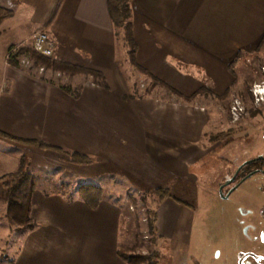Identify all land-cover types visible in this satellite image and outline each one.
<instances>
[{"label":"rangeland","instance_id":"1","mask_svg":"<svg viewBox=\"0 0 264 264\" xmlns=\"http://www.w3.org/2000/svg\"><path fill=\"white\" fill-rule=\"evenodd\" d=\"M36 31L50 29L19 14L1 24L0 66L8 63L15 46L31 47ZM117 33L118 62L107 71L110 90L84 75L37 68L30 73L70 87L74 96L76 85L82 84L83 95L99 100L89 105L95 114L92 120L85 118L82 137L86 143L94 139L89 124L99 125L95 140H100L86 146L91 147L85 152L91 162L71 163L64 152L34 158L36 190L68 200L80 199L82 185L100 187L104 199L122 206L120 244H134L139 221L143 245L137 253L154 252L158 264L264 262V176L255 175L240 186L235 180L234 190L223 187L241 160L264 151V45L261 51L242 53L224 71L176 63L168 66L176 71L152 72L175 93L130 65L123 33ZM176 144L174 152L161 150ZM167 186L171 196L160 202L152 191ZM5 211L0 201V264H97L90 219L82 227L78 222L63 225L60 215L54 220L59 231L32 240L35 231L11 226ZM149 212L155 219L153 233Z\"/></svg>","mask_w":264,"mask_h":264},{"label":"crops","instance_id":"2","mask_svg":"<svg viewBox=\"0 0 264 264\" xmlns=\"http://www.w3.org/2000/svg\"><path fill=\"white\" fill-rule=\"evenodd\" d=\"M0 4L13 11L9 19L19 14L45 25L59 7L50 32L45 31L55 41L54 57L101 71L108 79L107 71L118 62V33L108 0H0ZM131 6L137 61L150 72L165 68L176 71L168 68L176 63L224 71L240 52H256L264 38V0H131ZM80 59L84 63L78 62ZM21 63L0 66V129L22 139L50 141L65 151L90 150L86 146L100 140H95L100 127L89 124L94 139L86 143L82 138L86 134L85 118L92 120L95 111L89 105L99 100L83 95L82 84L76 85L82 87L79 95H70L63 89L66 85L30 74L34 68L40 72L41 67ZM68 145H72L70 150ZM177 146L162 145L161 150L174 152ZM25 153L33 162L48 151L0 137V176L15 171ZM32 205L37 225L44 226L30 233L32 240L40 238L38 234L42 239L47 231H59L54 220L60 215L63 225L78 222L81 226L90 219L97 239V264H126L117 254L122 239L119 203L103 198L96 209H91L81 197L67 200L60 194L35 190ZM21 258L20 262L25 261Z\"/></svg>","mask_w":264,"mask_h":264},{"label":"trees","instance_id":"3","mask_svg":"<svg viewBox=\"0 0 264 264\" xmlns=\"http://www.w3.org/2000/svg\"><path fill=\"white\" fill-rule=\"evenodd\" d=\"M58 8L56 9L51 21L47 24L48 28L54 23L58 13ZM108 9L115 28L123 33V38L128 48L127 59L130 65H132L137 72L149 76L152 80H154V82L162 84L177 93L174 88L167 86L155 77L152 72L142 67L137 61L138 47L134 37L131 0H108ZM12 14V10L5 8L0 4V25L9 19ZM263 45L264 38L257 51H261ZM24 56H29L34 65L43 67L47 70L67 75H84L91 77L95 84L105 88L106 90H110V85L105 73L86 66L73 64L54 56L47 57L41 55L30 46H20L14 51L12 50L8 56V62L13 65H20L21 59ZM241 56L242 53L240 52L237 58H240ZM63 89L69 94L72 93L70 87L68 86L63 87ZM81 89L82 87L76 86L75 95H79ZM194 97L195 95L186 98L192 99ZM0 137L43 151L57 153L64 152L66 153V156H68V160L74 164L86 165L92 160V158L84 152L65 151L62 147L43 139H22L7 133L2 129H0ZM31 164L32 161L30 156L25 153L20 158L18 168L15 171L0 176V201L5 202L6 204L5 217L11 226L24 232L33 231L37 227V221L32 212V197L36 190V183L31 173ZM152 193L157 195L160 202H164L171 196L170 187L168 186L155 188ZM79 194L82 200L91 209H96L103 199L102 189L91 184L80 186ZM154 221L155 219L153 214L149 212L148 227L151 233H153L155 229ZM141 227L142 225L138 221L134 244L119 245L117 254L126 264H158L156 254L154 252H150L147 255L137 253V249L143 245Z\"/></svg>","mask_w":264,"mask_h":264},{"label":"flooded vegetation","instance_id":"4","mask_svg":"<svg viewBox=\"0 0 264 264\" xmlns=\"http://www.w3.org/2000/svg\"><path fill=\"white\" fill-rule=\"evenodd\" d=\"M254 78L248 79V82H253ZM246 82V83H248ZM249 90L253 92V87L250 86ZM246 93V92H245ZM247 95V93H246ZM262 136L264 139V128L261 129ZM251 161V162H248ZM236 175L237 182H239V186L245 182L247 179L254 177L255 175L262 174L264 176V151H258L254 155L247 157L237 165V168L235 170L234 176ZM250 174L252 176L248 177ZM246 177H248L246 180H244ZM236 185V182H233L232 184L228 185L229 188H232ZM227 187V186H226ZM264 191V187H262ZM260 264H264V262H259Z\"/></svg>","mask_w":264,"mask_h":264},{"label":"built area","instance_id":"5","mask_svg":"<svg viewBox=\"0 0 264 264\" xmlns=\"http://www.w3.org/2000/svg\"><path fill=\"white\" fill-rule=\"evenodd\" d=\"M33 49L37 52L40 53L41 55L47 56V57H52L54 56V51H55V44L51 40L49 34L45 31H38L33 39ZM23 64L25 63L26 65L32 64V61L29 56H25L24 59L22 60ZM41 71H44V68H40ZM146 220V219H144Z\"/></svg>","mask_w":264,"mask_h":264},{"label":"water","instance_id":"6","mask_svg":"<svg viewBox=\"0 0 264 264\" xmlns=\"http://www.w3.org/2000/svg\"><path fill=\"white\" fill-rule=\"evenodd\" d=\"M248 162H251V161H248ZM236 175L237 174H235V176L228 183H226V185H224L223 187L232 184L235 181V179H236ZM250 176H252V174H250L248 177H250ZM248 177H246L244 180H246ZM236 186H238V185H236ZM236 186L232 190H234L236 188ZM223 187H222V189H223ZM222 189H221V191H222Z\"/></svg>","mask_w":264,"mask_h":264}]
</instances>
